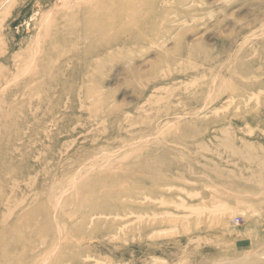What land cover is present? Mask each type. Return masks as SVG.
I'll return each instance as SVG.
<instances>
[{"label": "rangeland", "instance_id": "obj_1", "mask_svg": "<svg viewBox=\"0 0 264 264\" xmlns=\"http://www.w3.org/2000/svg\"><path fill=\"white\" fill-rule=\"evenodd\" d=\"M0 264H264V0H0Z\"/></svg>", "mask_w": 264, "mask_h": 264}]
</instances>
